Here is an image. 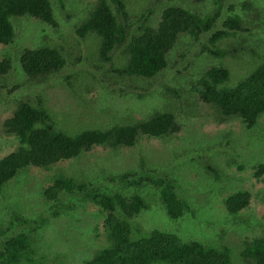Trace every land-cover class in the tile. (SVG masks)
Returning a JSON list of instances; mask_svg holds the SVG:
<instances>
[{"label":"rangeland","instance_id":"1","mask_svg":"<svg viewBox=\"0 0 264 264\" xmlns=\"http://www.w3.org/2000/svg\"><path fill=\"white\" fill-rule=\"evenodd\" d=\"M93 2L86 0L85 5L81 1L77 3L74 0L72 4L63 0L59 4L57 0H50L52 15L58 26L55 30L28 16L10 18L14 29L13 42L0 46V61L7 59L11 65L8 74L0 76V159L13 152L16 146L2 127L3 121L15 109L7 90L16 86L19 89L31 87L25 92L31 95L37 93V98L45 101L49 111L54 114L56 124L70 131L148 120L156 113H170L167 111L169 106L175 107L172 112L178 130L153 139L139 136L136 145L131 148L109 151L96 147L90 153L60 162L49 170L32 167L24 170L0 191V242L21 231L31 236L33 245L30 249L33 254H23L18 264H83L99 247L107 246L103 217L90 202L84 201L80 206L73 201V211H67L64 207L58 210V216H50L49 208L56 201L45 200L42 191L58 175L71 176L79 180L89 179L91 183L94 182L95 188L143 196L150 208L137 218H131L142 232L149 233L154 229L172 232L184 241L206 242L216 250L221 245L227 246L238 263L242 242L259 237L261 228L258 224L264 225V114L252 129L246 130L237 120L218 123L210 108L195 103L193 98H187L191 102L188 106L180 105L186 93H189L186 82L197 78L205 68L224 66L232 69L224 84L225 87H232L264 63V0H224L219 18L209 35L197 40L180 35L179 43L172 49H179L178 53L168 54L164 75L151 85L148 80L139 77L120 75L112 79V82H117L112 85L100 77L108 73V65L99 70L92 68L94 64L101 66L96 60L99 40L81 39L75 34L74 27L77 28L86 19L85 6H91ZM243 3L246 8H243ZM169 6L198 12L196 9L201 4H193L190 0H128L126 7L130 13L138 16L146 12L148 26V18L150 23H156L161 10ZM203 6L202 12H210V1L203 3ZM72 7L75 9L73 16ZM232 12L244 14L240 27L248 32L237 31L242 33L235 32L233 37L218 43V49L232 50L223 59L208 54L201 45L206 44L211 51H216L215 47H210L207 38L214 31L225 30L222 20ZM240 42L242 49H238ZM41 46L56 47L68 62L56 75L43 76L30 82L22 74L16 59H19L24 48ZM180 49L186 61L179 58ZM122 52V48L114 50L113 61L118 68H122L126 61ZM72 60L78 62L72 64ZM184 66H188L187 69ZM12 91H15L14 96L19 95L18 90ZM200 152L203 157L209 156V160L208 157L205 161L201 157L199 159ZM141 158L145 159L144 165L148 168H158L151 176L168 181L175 186L179 196L190 198H183L190 208L186 215L175 221L169 220L159 200L158 189H153L151 185L129 188V192L123 189L126 183L107 181L108 176L138 169ZM208 162L217 167L222 179L227 176V181L212 180V174L204 167ZM237 191L248 192L250 200L246 209L231 216L232 220L237 217L231 224L222 202ZM67 200L63 199L60 203L66 204ZM193 213L194 217L191 216ZM39 216L46 222L41 224L37 220ZM205 217H212L214 224L206 225ZM17 218L27 222L20 223ZM30 229H33L32 233L26 231Z\"/></svg>","mask_w":264,"mask_h":264},{"label":"trees","instance_id":"2","mask_svg":"<svg viewBox=\"0 0 264 264\" xmlns=\"http://www.w3.org/2000/svg\"><path fill=\"white\" fill-rule=\"evenodd\" d=\"M57 1L60 4L63 0ZM68 1L73 4L74 0ZM79 1L86 5V0H76L77 3ZM190 1L193 4H201L196 9L198 12L169 6L161 10L156 23L152 21L150 23L148 18L147 26L146 12L139 16L130 13L126 7L128 0H94L91 6H85L87 8L86 19L77 28L74 27V31L75 34L81 36V39L90 38L95 42L99 40L97 43V48L100 46L99 54L96 60L101 66L94 64L92 68L99 70L101 67L109 66L108 73L100 75L102 81L111 82L114 85L117 82H112V79L116 75L135 76L148 80V84L151 85L164 75L168 54L178 53L179 49L173 51L172 49L175 44L179 43L180 35L185 34L197 40L212 31L219 18L224 0ZM206 1L212 4L208 13L202 12L203 3ZM243 8H246L245 3H243ZM72 10L74 11L73 16L75 9L72 7ZM149 12L148 10V15ZM243 15L232 12V15L224 18L222 26L225 30L214 31L207 38L210 47H215L216 51H211L208 45L202 44L205 52L210 55L215 54L222 59L232 52V50L218 49V43L223 39L233 37L237 31L248 32L246 28L240 27L245 18ZM22 16L33 18L54 30L58 27L52 15L50 0H0V46L12 44L14 29L9 20L12 17ZM241 43L238 49H242ZM118 48L123 49L122 55L126 60L122 68H118V64L113 61L114 50ZM181 51L182 49H180L179 58L184 60L186 56ZM187 51L188 49L185 53ZM78 60H72L71 63L75 64ZM16 61L19 62L22 74L30 79V82L37 81L43 76L56 75L65 68L68 62L56 47L47 46L34 49L24 48ZM187 62L191 63V61ZM188 66H184V69ZM10 68V61L2 59L0 76L8 74ZM229 69L224 66H210L202 70L197 78L187 81L189 93H186L180 106H188L191 102L187 98H193L195 103L207 105L212 115L215 114L217 117L218 123L237 120L246 130L252 129L259 117L264 114V63L240 79L234 86L225 87L224 84L232 71ZM177 74L183 75L184 73ZM3 88L6 89V87ZM30 88L27 86L26 89H19L16 86L7 90V95L11 97L9 101L15 104V109L12 115L3 121L2 127L4 132L13 138L16 146L13 152L0 159V191L7 182L30 167L49 170L60 162L90 153L96 147L109 151L131 148L136 145L139 136L153 139L178 130L172 112L175 107L169 106L167 111L170 113H156L148 120H138L131 124L110 123L105 127L79 128L70 131L56 124L54 114L49 111L45 101L37 98V93L31 95L25 92ZM12 90H18L19 95L14 96L15 91ZM200 157L203 161L207 157L209 160V156L203 157L202 152L198 158ZM145 162V159L141 158L138 169L127 170L115 176H108L106 179L111 183L115 181L126 183L123 188L125 191H129V188L151 185L153 189H158L159 200L169 220L175 221L186 215L190 208L183 198L185 200L190 198H186L185 195H182L183 198L179 196L175 186L169 184L168 181L165 182L160 177L151 176L158 168H148L144 165ZM209 164L208 162V165L205 164L204 167L212 174V180L227 181V176L222 179L217 167ZM93 183L85 178L79 180L71 176L58 175L53 183L42 191L45 200L57 202L49 208L51 217L58 216V210H63L64 207L67 211H73L75 209L72 205L73 201L80 206L84 201L90 202L97 207L98 213L103 217L102 225L108 245L99 247L83 264H156L158 262L168 264H264V225L258 224L261 228L259 237L242 242L243 247L237 263L227 246H215L220 248L216 250L214 246L207 245L206 242L184 241L172 232L158 229L149 233L142 232L131 218L133 216L137 218L143 211L150 208L144 197L136 193L123 192L121 194V191L95 188ZM63 199H68L66 204L60 203ZM249 200L250 194L246 191L234 192L223 199L222 205L231 218V224L237 218L233 217L232 220L231 216L246 209ZM191 216L194 217V213ZM16 220L20 223L27 222L21 218ZM37 220L41 224L46 222L41 216ZM203 220L206 225L214 224L212 217H205ZM225 222L229 224V221L225 220ZM247 222L248 220L245 225ZM26 231L32 233L33 229ZM32 245L31 236L22 231L6 238L0 242V264L20 263L23 254H33L30 249Z\"/></svg>","mask_w":264,"mask_h":264}]
</instances>
